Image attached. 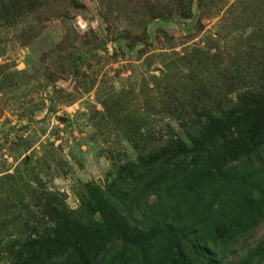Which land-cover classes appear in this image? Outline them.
<instances>
[{
	"label": "rangeland",
	"instance_id": "1",
	"mask_svg": "<svg viewBox=\"0 0 264 264\" xmlns=\"http://www.w3.org/2000/svg\"><path fill=\"white\" fill-rule=\"evenodd\" d=\"M17 2L0 12V177L16 176L0 183V220L19 228L0 232V250L39 223L31 189L76 208L84 182L186 140L198 98L233 108L257 82L264 0ZM263 238L264 222L240 244Z\"/></svg>",
	"mask_w": 264,
	"mask_h": 264
},
{
	"label": "trees",
	"instance_id": "2",
	"mask_svg": "<svg viewBox=\"0 0 264 264\" xmlns=\"http://www.w3.org/2000/svg\"><path fill=\"white\" fill-rule=\"evenodd\" d=\"M17 3L8 0L0 12ZM189 16L186 6L182 17ZM253 62L257 82L233 108L213 109L198 98L203 104L195 118L203 119L192 120L186 140L169 137L122 164L104 186L84 182L78 207L31 189L41 203L33 213L39 223L25 237L8 241L0 262L262 264L264 238L240 244L264 222V52ZM15 178L1 176L0 183ZM9 202L0 199V211ZM5 219L0 232L18 222Z\"/></svg>",
	"mask_w": 264,
	"mask_h": 264
}]
</instances>
